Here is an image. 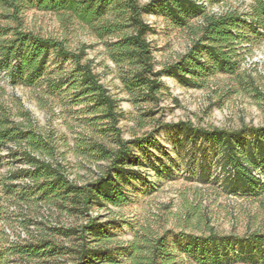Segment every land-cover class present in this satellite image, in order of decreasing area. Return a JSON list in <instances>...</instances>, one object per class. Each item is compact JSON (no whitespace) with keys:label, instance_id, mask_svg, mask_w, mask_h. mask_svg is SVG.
Segmentation results:
<instances>
[{"label":"rangeland","instance_id":"374dc122","mask_svg":"<svg viewBox=\"0 0 264 264\" xmlns=\"http://www.w3.org/2000/svg\"><path fill=\"white\" fill-rule=\"evenodd\" d=\"M242 2L228 0L226 5L244 12L242 6L247 2ZM128 17L125 9L111 10L101 21L114 25L115 30L107 33L35 4H28L22 14L25 32L64 41L72 51L88 46L86 58L93 61L101 82L118 101L122 115L118 127L123 137L144 141V146L133 148L143 175L122 182L129 201L90 212L102 222L121 223L110 230L115 234L112 246L126 245L136 234L148 232L166 238L177 264H213L187 256L182 250L184 242L177 237L210 228L237 236L264 230V188L231 192L220 147L202 139H186L173 126L188 121L197 127L227 129L264 124V100L257 92V88L264 91V33H253L251 44L242 45L239 53L243 56L234 73L210 64L196 85H183L175 77L164 76L159 100H153L141 91L129 92L122 81L133 74L134 66L118 60L113 44L131 33ZM144 18L152 26L148 39L157 71L179 62L200 31L199 19L194 16L187 27L176 26L157 13H146ZM13 27L0 9V114L27 131L19 142L0 145V244L7 247L8 241L37 237L73 244L75 238L60 236L57 228L82 225L90 216L76 211L57 192L43 194L36 179L20 174L21 169H29L23 151L63 165L71 181L85 185L107 167L98 146L115 147V136L103 113L78 88L72 61L52 53L44 74L33 83L21 77L14 80L3 60V46L13 35ZM26 111L32 114L31 120L24 116ZM120 261L126 263L125 258ZM37 262L77 264L74 255L44 257ZM6 264H22V260L12 257ZM222 264L264 262L258 258L224 260Z\"/></svg>","mask_w":264,"mask_h":264},{"label":"trees","instance_id":"16d2710c","mask_svg":"<svg viewBox=\"0 0 264 264\" xmlns=\"http://www.w3.org/2000/svg\"><path fill=\"white\" fill-rule=\"evenodd\" d=\"M0 0V9L5 19L13 25V35L3 46L5 68L11 70L14 80L21 77L28 83L40 78L46 69L52 53L59 59L70 60L74 65L73 74L77 86L89 96L104 119L111 124L115 136V147L99 145V153L108 162L107 167L93 181L79 185L69 179L61 164L42 159L32 151L24 150L23 155L29 169H21L37 180L43 194L57 192L69 200L76 211L90 216L79 226L58 227L57 233L66 238H75L73 244L57 243L47 237L33 240L8 241L7 247L0 244V264H6L12 257H18L22 264H37L44 257H64L74 255L77 264H177L170 253L167 240L148 232L136 234L126 245L112 246L115 236L110 230L119 227L116 220L102 222L91 217L93 209L104 208L107 204L121 206L129 201L122 182L143 175V170L133 148L144 146L141 138L127 140L118 127L121 113L118 101L101 82L95 72L93 61L87 59V45L78 51L70 50L64 41L53 37H43L23 30L22 14L28 4H35L41 10L53 11L66 18L89 25L101 32L111 33L114 25L101 21L111 10L125 9L128 12L131 33L114 43L116 56L134 66L133 74L122 77L124 87L129 92L141 91L153 100H159L163 88L162 77H175L183 85H196L202 71L210 64L216 69L234 73L240 65L239 53L242 45L251 44L253 33L261 35L264 29V0H251L250 13L239 9L220 15L211 14L194 0ZM218 3L222 0H209ZM227 1V0H226ZM157 13L179 27H187L189 19H202L200 27L189 51L179 62L157 71L151 42L148 39L152 26L144 15ZM259 97L264 100V91L257 88ZM31 120L29 111L24 113ZM173 127L183 133L186 139H202L218 145L222 154V168L228 173L227 185L231 192L248 193L264 188V124L262 126L243 125L239 129L221 127H197L192 122H181ZM27 135L22 127L11 125L7 117L0 114V145ZM251 136V138H249ZM177 239L183 243V252L199 262L222 264L223 261L264 262V230L247 233L243 236L224 235L214 228L201 234L188 233ZM7 242V243H8ZM32 261H36L33 263ZM123 264V263H121Z\"/></svg>","mask_w":264,"mask_h":264},{"label":"built area","instance_id":"2783aa9c","mask_svg":"<svg viewBox=\"0 0 264 264\" xmlns=\"http://www.w3.org/2000/svg\"><path fill=\"white\" fill-rule=\"evenodd\" d=\"M194 1H196L197 4L202 5L206 9V11L208 13H211V14L220 15V14H223V13H226V12H230L232 10H236L237 9L235 7H229V5H226V2H228V0L227 1L226 0H222V1L218 2V3H211L209 0H194ZM242 1H243L242 3H245V2H247V3L244 5V7L242 6L244 12H241V10L238 8L239 11L241 13H244V14L245 13L246 14L250 13L251 8H250V5H249V0H242ZM198 22L201 23L202 19L200 18ZM259 30H260L261 33L262 32L264 33V29L263 28H259ZM257 177L261 178L263 180V182H264V177H262L261 175H258Z\"/></svg>","mask_w":264,"mask_h":264}]
</instances>
